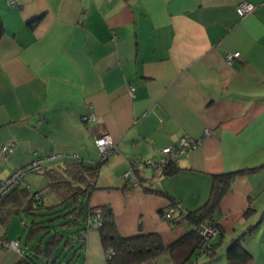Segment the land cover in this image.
Wrapping results in <instances>:
<instances>
[{"label":"crops","instance_id":"0c3cea01","mask_svg":"<svg viewBox=\"0 0 264 264\" xmlns=\"http://www.w3.org/2000/svg\"><path fill=\"white\" fill-rule=\"evenodd\" d=\"M241 1L254 8L239 15ZM0 19V146L13 145L0 154V179L35 154L52 155L44 170L76 156L91 164L94 137L107 133L116 150L81 198L84 211L107 206L121 237L157 233L168 246L195 230L187 215L207 201L213 174L264 163V0H0ZM183 136L199 144L176 157L175 172L140 166V185L124 179L130 161L169 158L162 149ZM25 179L29 190L4 198L0 220L47 189L43 171ZM261 197L264 168L238 174L215 215L217 252L193 264H230L218 252L253 224ZM84 232L70 264H107L99 230ZM0 235L13 239L1 225ZM245 246L249 264H264V237ZM0 264L27 263L0 248ZM140 264L173 261L163 250Z\"/></svg>","mask_w":264,"mask_h":264},{"label":"trees","instance_id":"16d2710c","mask_svg":"<svg viewBox=\"0 0 264 264\" xmlns=\"http://www.w3.org/2000/svg\"><path fill=\"white\" fill-rule=\"evenodd\" d=\"M2 31L3 24L0 19V34ZM103 161L99 157L90 164L78 157H72L64 161L59 168L44 170L43 167L38 170L43 171L47 176V189L30 192L28 198L20 201L15 208L16 213L19 210L24 211L30 218L26 233V240L30 245L29 253L24 252L20 255L21 262L36 264V259H38L43 264H70L71 259L81 251L85 243L84 230L89 227L96 210H100L101 224L97 229L101 243L106 249L107 264H140L153 261L156 254L163 250L168 251L173 264H193L201 254H216L217 251L213 246L220 243L213 242L212 239L201 238L195 230L167 246L157 233L121 237L117 233L113 214L107 206H96L84 211L81 198L97 188L95 177ZM139 167L134 168L130 177L136 174ZM262 168H264V163L213 174L207 201L196 210L189 212L187 217L196 225L200 223L216 225L215 215L218 213L220 200L229 189L233 179L238 174L255 172ZM177 169L176 160L170 157L159 171L170 174ZM125 180L128 181V179ZM137 184H141L139 177ZM20 186L10 189L0 199V205L8 194ZM21 187L29 190V187ZM257 225L258 223L249 225L245 229V234L239 239H236V236L230 239L231 243L223 254L230 264L251 262L253 255L242 241L244 236L253 232ZM79 235L84 237L83 241L78 240Z\"/></svg>","mask_w":264,"mask_h":264},{"label":"built area","instance_id":"2783aa9c","mask_svg":"<svg viewBox=\"0 0 264 264\" xmlns=\"http://www.w3.org/2000/svg\"><path fill=\"white\" fill-rule=\"evenodd\" d=\"M16 0H8L10 5H14ZM236 11L239 15H244L248 12H250L254 5L249 1H241L236 5ZM239 54L238 51L233 53H226V60L228 62H231L235 57H237ZM128 90L132 92V87L130 84L127 85ZM96 115L94 113H87L82 116V121L84 123H88V121L95 120ZM209 133V131L206 129L204 131V134ZM94 142L98 148L99 157L101 160H105L111 153H113L116 150V145L114 143V140L112 137L107 134H100L94 137ZM199 141L198 139H195L193 137H181L180 140L176 145H168L164 149H162V152L167 155L168 153H172L171 158H174L176 160V157L178 155L184 154L188 152L190 149L198 146ZM13 150V145H1L0 146V154H7ZM52 155L49 154H35V156L30 159L29 161H26L22 163L21 165L14 168L13 171H11L10 174H8L6 177L2 178L0 180V199L13 187L21 185L24 187H29L28 183L25 179V175L30 172H36L41 167L43 162L51 157ZM77 157V156H76ZM169 157V158H170ZM168 157L163 160H151V159H145V160H133L129 162L128 168L122 173V176L125 179H128V181L131 184H137V179L133 176L130 177V175L133 173L134 168L138 166H148L151 167L153 170H161L163 168V165L165 162L169 159ZM174 211V206L170 207L166 212H164V216L167 218L171 217V214ZM100 210H96L95 214L93 215V218L90 220V225L92 227H98L101 224L100 220ZM195 232L203 239L209 240L212 239L218 232V227L215 224H205L200 223L195 227ZM78 240L83 241L84 237L82 235L78 236ZM0 248L2 249H12L19 253L20 255L24 253L23 246L19 244L18 239H8L5 236L0 235Z\"/></svg>","mask_w":264,"mask_h":264},{"label":"rangeland","instance_id":"374dc122","mask_svg":"<svg viewBox=\"0 0 264 264\" xmlns=\"http://www.w3.org/2000/svg\"><path fill=\"white\" fill-rule=\"evenodd\" d=\"M37 173V172H36ZM262 200H264V197H261L258 202L254 203L255 207L257 209V214L254 218L253 223H256L259 219L262 211L264 209H261L258 211V207L262 203ZM30 218L24 211H18V213H15L14 211L11 212L9 215V219L7 221L0 220V225L5 229V232L7 235L13 239H18L19 244L23 246V249L26 251L29 249V243L26 240V233L29 227ZM250 237H255V241L257 244L261 243L262 237H264V218L258 223L255 230L251 232L250 234L244 236L243 238V245L245 246L247 244V241ZM10 239V238H9ZM75 260V259H74ZM36 264H43L42 261L36 259Z\"/></svg>","mask_w":264,"mask_h":264},{"label":"water","instance_id":"95a60500","mask_svg":"<svg viewBox=\"0 0 264 264\" xmlns=\"http://www.w3.org/2000/svg\"><path fill=\"white\" fill-rule=\"evenodd\" d=\"M262 218H264V211H262V213H261L259 219L257 220L256 224L259 223V222L262 220ZM245 232H246L245 230H242L240 233H238V234L236 235L235 238H236V239H239L242 235L245 234ZM230 243H231L230 240L226 241V242L223 244V246L221 247V249L219 250L218 253H219L220 255H221V254H224L226 248L230 245Z\"/></svg>","mask_w":264,"mask_h":264}]
</instances>
